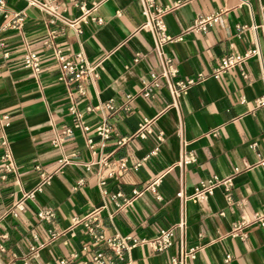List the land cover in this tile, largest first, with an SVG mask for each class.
<instances>
[{"label": "crops", "instance_id": "crops-1", "mask_svg": "<svg viewBox=\"0 0 264 264\" xmlns=\"http://www.w3.org/2000/svg\"><path fill=\"white\" fill-rule=\"evenodd\" d=\"M2 1L0 116L8 123L0 139L15 175L0 168V264H54L60 258L91 264L96 250L116 264H169L180 246L197 249L187 264H264V106L255 102L264 95L259 60L252 57L215 74L223 56L255 46L264 64V0H184L163 15L170 38L164 58L175 69L169 80L183 85L174 105L160 77L157 34L140 29L145 17L139 0H56L67 20L82 16L80 4L90 18L102 19L101 25H82L79 34L59 23L49 25L48 17L24 0ZM175 1L153 0L151 10ZM18 11L24 12L20 32L6 28ZM210 16L217 22L205 31L189 29L194 20ZM49 31H55L63 56L73 60L81 52L94 67L84 95L57 80L58 62L42 44ZM26 50L39 58L37 74L23 65ZM71 102L79 110L93 108L82 118L88 130L72 129L60 148L53 147L52 140L72 128ZM103 120L111 129L105 142L95 134ZM145 121L152 132L141 140L133 134ZM154 147L156 154L148 156ZM187 153L195 161L180 164ZM61 157L69 163L57 172ZM88 162L94 165L85 170ZM212 178L220 182L197 197L199 184ZM31 192L34 200L22 201ZM40 210L54 213L50 223L37 218ZM94 210L106 238H148L172 229L173 244L163 252L135 246L118 261L82 226L71 225L73 218ZM49 230L60 236L52 240ZM71 254L76 257L69 259Z\"/></svg>", "mask_w": 264, "mask_h": 264}, {"label": "built area", "instance_id": "built-area-1", "mask_svg": "<svg viewBox=\"0 0 264 264\" xmlns=\"http://www.w3.org/2000/svg\"><path fill=\"white\" fill-rule=\"evenodd\" d=\"M28 7H32L42 12L48 17L49 25H55L59 23L61 26L73 29L77 34L81 32V26L87 24L89 21H94L98 25L102 24V19L99 18H90L89 11L84 9V6L80 4L79 9L83 12L82 16L77 20H67L63 18L59 12V6L56 3V0H45L43 2L38 0H24ZM142 8V13L145 17L144 23L141 25L140 29L150 32L151 34H157L154 37V51L160 61L161 66V74L160 77L164 79L166 82V86L169 92L171 104H175L176 98L179 96L180 92L177 90V87H183L182 84H172L169 80V77L174 76L175 69L170 65L169 61L164 58L163 48L167 42L170 41V38L164 34V24L162 17L163 15L173 9L178 8L184 0L175 1L169 7H161L157 8L155 12H152V8L154 7L153 0H139ZM3 6V1L0 0V7ZM24 19V12L18 11L11 16V19L6 23V28L13 29L18 32L22 29ZM217 22V16H210L207 18H200L194 20L192 25L190 26V30H200L205 31L208 27L212 26ZM56 33L55 31H49L48 37L43 41V46L47 49H50L58 62V76L57 80L62 82L64 85H74L76 88V93L78 95H84L85 89L84 85L86 81H92L95 77L94 67L90 65L87 61L86 57L81 53H77L74 56L73 60L67 59L63 56L62 51L55 46ZM3 47V43H0V48ZM6 56V54H4ZM138 55L133 59V62L138 60ZM255 57L259 60L260 69H261V78L264 82V64L261 59V54L258 46L246 50L243 54H229L223 56L217 68L215 69V74L219 75L224 73L225 71L240 66L245 60ZM23 65L26 69L30 70L32 73L37 74L39 72V58L38 56L30 51L26 50L23 54ZM151 79L154 80V76H151ZM192 83L191 81L188 82ZM149 90L143 92L144 96H148ZM256 104L259 106H264V95L259 97L256 101ZM111 108L110 106H107ZM93 111V108L90 106H85L83 110L77 109L75 104L71 102L68 107V112L71 115L72 128H65L59 136H56L52 140V146L56 148H60L61 144L65 139H68L72 136V129H81L82 131H87L88 128L83 125L82 118L86 113H90ZM8 117L0 116V129L7 126ZM152 132V124L148 121L143 122L134 132L133 136L145 140L147 135ZM111 133L110 127L103 120L100 124L95 127V134L100 138L102 142H105L109 138ZM157 141L161 142L163 140V136L161 133L157 134ZM125 139H120L117 143L123 144ZM90 143V141H88ZM0 146L3 148L2 154L0 155V168L5 173H10L15 175V165L11 159V155L6 147V142L4 138L0 139ZM91 148V147H90ZM156 147H154L149 153L150 155H155L157 152ZM147 156V157H148ZM146 157V158H147ZM195 161V158L192 154L187 153L184 154L180 160V164L188 165ZM69 161L66 158L61 157L57 161V172L67 165ZM102 166L105 165L104 162ZM94 165L93 162H88L84 165L85 170H90V168ZM260 165L264 167V158L260 160ZM138 166V165H137ZM136 166V167H137ZM119 168H125L124 160H121L119 163ZM216 178L208 179L206 182H202L199 184V188L197 189L196 196H202L204 193H210L213 186L219 183ZM103 181L101 180V184ZM157 181H154L150 188H154L156 186ZM180 196V193L178 194ZM35 194L33 192L29 194H25L22 197V201L29 199L34 200ZM17 204V208H20L21 202ZM37 218L46 223H50L54 218V213L51 210H40L37 213ZM71 225L82 226L89 239L95 243L102 245L106 250L110 251L118 261H122L124 255L128 252V250L135 246H146L150 250L154 252H163L169 249L173 244L174 233L172 229H163L160 230L157 234L148 238H132L130 236H113L110 238H106L101 230V223L99 220V211L94 210L93 212L83 216V217H75L71 220ZM184 221L179 222L178 227L182 232L184 230ZM239 231L238 228H236ZM49 236L52 240L57 239L60 236V233L54 232L52 230L48 231ZM241 239L245 238V234L240 235ZM83 251H86V247L82 248ZM196 248H185L180 246L178 253L176 256L171 257L169 264H187L188 261L194 260L196 257ZM76 254H71L69 259H74ZM229 260L227 256L226 261ZM68 259L60 258L54 264H67ZM91 264H116L114 259L110 256H106L103 253V250H96L92 253L90 258ZM9 264H28L27 262H11Z\"/></svg>", "mask_w": 264, "mask_h": 264}]
</instances>
